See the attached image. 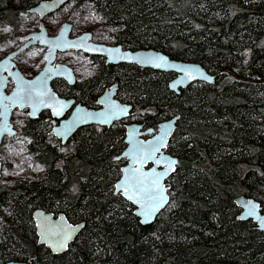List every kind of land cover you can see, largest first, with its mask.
<instances>
[{"label":"trees","instance_id":"trees-1","mask_svg":"<svg viewBox=\"0 0 264 264\" xmlns=\"http://www.w3.org/2000/svg\"><path fill=\"white\" fill-rule=\"evenodd\" d=\"M36 1L0 0V15ZM90 1L119 27L116 44L197 62L214 82L175 94L168 73L109 64L79 87L97 92L114 79L146 124L179 117L167 147L178 160L170 201L149 225L114 189L124 165L121 126L85 129L57 145L41 114L29 119L24 132L43 169L0 184V264H264V232L239 220L234 204L252 197L264 212V0ZM35 209L83 223L65 253L37 244Z\"/></svg>","mask_w":264,"mask_h":264},{"label":"water","instance_id":"water-1","mask_svg":"<svg viewBox=\"0 0 264 264\" xmlns=\"http://www.w3.org/2000/svg\"><path fill=\"white\" fill-rule=\"evenodd\" d=\"M69 0H40L29 9L30 13L36 14L39 19H43L47 15L61 8ZM72 25L65 22L60 27L56 35L50 36L47 34L44 26L40 23L38 32L28 36L32 38L26 45L13 52L6 54L0 60V147L5 136L15 135L13 125L9 119L11 111L16 107L19 109H28L29 119L37 118L41 112L49 111L54 120L59 124L54 126L51 133L65 144L69 138L80 127L87 125H102L110 126L113 122L127 118L132 110L131 104L121 103L115 98L117 84L111 86L98 98L97 103L101 104V108L93 110L86 106L77 104L73 107L70 115L63 119V116L71 109L74 99H65L60 97L55 92L51 83L54 79H64L69 84L75 81V76L72 68L66 64H54L58 52L66 51H82L90 55L104 56L106 63L117 64L120 62L134 64L143 68H151L161 72H171L176 76L169 81L170 90L179 94L180 90L186 89L195 81H204L209 84L214 82V76L208 73L201 64L197 62H187L178 59L170 58L161 51L153 49L130 50L124 49L120 44L105 45L98 42H92V35L88 32L81 33L71 37ZM38 41L39 45L46 48L44 55V67L33 77L26 78L17 68L14 63V58L19 51L25 49L31 44ZM10 78L13 80V88L10 93H6ZM5 107L7 115L4 116ZM59 112V115L54 114ZM178 116L172 117L161 122L157 131L150 128L141 130L142 126L130 124L125 127L124 143L125 148L117 158H124L126 164L121 168V175L115 182V192H120L122 197L134 206V214L139 218L142 225H149L155 221L157 216L166 208L170 201L169 186L167 179L174 171L178 160L164 148H167L169 141L176 129ZM10 130V131H9ZM144 136H147L144 138ZM162 138L164 144L159 148V151L153 152ZM142 149L149 154V158L143 164L134 162L133 156L137 155V150ZM156 161L161 163L157 164ZM175 163L169 167V163ZM148 164L151 166L147 167ZM2 163L0 161V178L2 171ZM133 169H139V173ZM167 170V171H166ZM153 174H163L160 179V186L163 188L165 202L155 212H152L150 219L144 221L145 217L139 213L142 211L140 206L127 199L124 192L129 193L135 190V185L139 181H143V186L151 188ZM118 184H125L126 188H117ZM145 208L143 211H151V207L155 202L143 200ZM234 204L240 209L237 218L241 221L251 220L256 224L259 231L264 232V213L261 211L260 203L254 198L239 195L235 197ZM255 206V214L249 215V206ZM32 221L34 224L37 244L43 245L53 255H60L68 250L69 245L74 242L76 237L83 229V223L70 222L64 213H53L43 209H35L32 212ZM64 233H71L70 239L67 240L66 246L59 247L58 242L62 240ZM4 264H30L27 261H7Z\"/></svg>","mask_w":264,"mask_h":264},{"label":"rangeland","instance_id":"rangeland-1","mask_svg":"<svg viewBox=\"0 0 264 264\" xmlns=\"http://www.w3.org/2000/svg\"><path fill=\"white\" fill-rule=\"evenodd\" d=\"M13 7L16 9L12 16L9 14L3 18L0 15V60L6 54L20 49L31 41L32 38H28V36L39 31L40 23L43 24L50 36L56 35L63 23L67 22L72 25L71 37L88 32L95 42L105 45H116L117 43L115 34L119 27L106 24L90 0H69L61 8L43 19H39L36 14L29 12L31 6L25 10L17 9V6L14 5ZM10 19H13V24L9 22ZM45 50L37 41L35 44L19 51L14 58L17 69L26 78L35 76L44 67L45 59L43 56ZM56 63L66 64L72 68L78 81L83 76L87 75L88 77L91 73H96L101 66L82 56V53L75 51L57 53L54 64ZM13 86L12 82L8 85L6 92L9 93ZM57 87L59 93H68L62 83H57ZM27 113V108L19 109L16 107L11 111L9 121L13 125L15 135L5 136L1 143L0 161L3 167L0 184L12 183L22 174L30 173L29 176L32 177L39 174L38 172L43 169L37 162L35 153L30 149L31 139L29 135L24 132L29 121ZM42 117L44 118V116ZM136 117L137 115H134L132 119L134 120ZM42 123H44V119H42ZM51 141L55 143V141ZM262 213L264 212L262 211Z\"/></svg>","mask_w":264,"mask_h":264},{"label":"flooded vegetation","instance_id":"flooded-vegetation-1","mask_svg":"<svg viewBox=\"0 0 264 264\" xmlns=\"http://www.w3.org/2000/svg\"><path fill=\"white\" fill-rule=\"evenodd\" d=\"M40 1V0H39ZM37 3V2H36ZM33 7V6H32ZM91 41L92 42H95L93 41V39L91 38ZM45 48V47H44ZM124 48V47H123ZM46 49V48H45ZM125 49V48H124ZM75 52H79V53H82V56L84 57H87L88 59H90L91 61H93V63H97V65H101L100 68L98 70H100L102 67L106 66V65H119V64H127L128 63H124V62H120V63H117V64H112V63H106L107 59L104 57V56H98V55H90V54H86L82 51H75ZM45 53H46V50H45ZM44 53V55H45ZM58 53H62V52H58ZM44 57V56H43ZM131 65H134V64H131ZM139 67V66H138ZM17 68V67H16ZM140 68H143V67H140ZM143 69H150L152 71H155V72H161V71H156V70H153L151 68H143ZM97 73V72H96ZM96 73H91L88 77L87 75L86 76H83L81 78L80 81L77 80V78L75 77V81L72 83V84H69L67 81H65L64 79H54L51 83V87L52 89L57 92V94L62 97V98H67V99H74V103L71 107V109L65 114V116H63V119L67 118L70 113L72 112V109L75 105L77 104H81V105H84L86 106L88 109H93V110H96V109H99L101 108V104H98L97 101H98V98L102 95L103 92H105L106 90H109L111 88L112 85L114 84H117V87H116V92H115V98L121 102V103H126V104H130L127 100H125L123 98V94L121 93V87L119 86L118 82L115 81L114 79H112L110 82L106 83L103 85V87L97 91V92H93V89L92 87H89L87 86L86 89L82 88L81 90L79 89L80 86H85L83 85L85 82H87L89 79H92L93 75H95ZM161 73H168L171 75V78L170 80H172L176 75L174 73H171V72H161ZM34 77V76H33ZM32 77V78H33ZM169 80V81H170ZM13 82V80L10 78V82L9 84H11ZM197 82H204V81H195L191 84L194 85L195 83L197 84ZM57 83H62L64 85V87L67 89L68 93L64 92L63 94L62 93H59L58 92V87H57ZM169 83V82H168ZM205 83V82H204ZM8 84V85H9ZM10 87V86H9ZM169 91L171 92H174L172 90H170L169 86L167 85ZM11 88V87H10ZM6 92V91H5ZM7 93V92H6ZM10 93V92H9ZM175 93V92H174ZM8 94V93H7ZM81 94H84L86 96V101H81V98H79V96ZM177 94V93H175ZM132 105V104H131ZM133 105H132V110L130 111L129 113V116L127 118H123V119H120V120H117L115 122H113L110 126H102V125H94V124H91V125H87V126H83V127H80L78 130H76V132L69 138V140L67 142H69L71 139H73V136L76 135L77 133H79L80 131H83L85 129H97V127L99 129H102V128H110V127H114V126H121L123 129H124V134H125V127L127 125H130V124H137V125H140L142 126V129L141 130H147V129H154L155 132L157 131V127L158 125L165 121V120H168V119H164V120H161L159 122H157L155 124L156 127H152L151 125H148L146 124L145 122L142 121L143 119V116L142 115H138L134 120L132 119L134 117L133 115ZM42 113V114H41ZM41 116H44V119H46L47 121V125H45V130H46V134H47V137L50 139V140H53L57 143H60L61 145H66L65 144H62L61 141L59 139H57L52 133V129L54 126L58 125L59 122L54 120L55 122L53 123V119H52V115L49 111H43L41 112ZM28 114V113H27ZM172 118V117H171ZM36 119V118H35ZM176 127H177V124H176ZM147 136H144V138H146ZM169 145V144H168ZM167 145V147H168ZM167 151V148L165 149L164 148V152L166 153ZM170 154V153H169ZM119 156V155H118ZM117 156V157H118ZM117 159H124V158H117ZM126 164V160L124 159V165ZM123 165V166H124ZM151 166V164H148L147 167ZM172 175V174H171ZM170 178V177H169ZM169 178L167 179V182L166 184L168 183L169 181ZM168 186V184H167ZM117 193H120V192H117ZM121 195V193H120ZM122 196V195H121ZM251 221V220H249ZM253 222V221H251ZM254 223V222H253ZM255 224V223H254ZM256 225V224H255Z\"/></svg>","mask_w":264,"mask_h":264},{"label":"snow or ice","instance_id":"snow-or-ice-1","mask_svg":"<svg viewBox=\"0 0 264 264\" xmlns=\"http://www.w3.org/2000/svg\"><path fill=\"white\" fill-rule=\"evenodd\" d=\"M54 114L59 115V112H55ZM3 115L4 116L7 115V108L6 107H5ZM158 140H161V142L156 147L153 148V152L159 151V148L164 146V144L162 142V138H158ZM148 158H149V154L144 152L142 149H138L137 155L133 156L134 162L138 161L141 164H143L145 162V160H147ZM156 163L159 164L161 162L156 161ZM168 163H169V167H171L172 164H174L175 162L171 161ZM133 171L139 173L140 170L139 169H133ZM153 175H154V179L152 180L153 186L151 188L144 187L143 186L144 182L141 180L135 185L134 191L129 193L127 190H125V192H124L127 199L132 200L133 203L138 204L140 206V208L142 209V211L139 213L140 215L145 217L144 221H142V222H147L150 219L152 212H155L165 202V197L163 195V188L160 186V179H161L163 174H153ZM117 188L118 189L126 188V185L125 184H118ZM143 200H150V201L155 202L154 206L151 207V211H148V212L143 211V209L145 208V204H144ZM249 209H250L249 215H254L255 214V206L250 205ZM62 236H63L62 240L58 242V246L61 248L66 246L67 240L70 239V237H71V233H64V234H62Z\"/></svg>","mask_w":264,"mask_h":264},{"label":"bare ground","instance_id":"bare-ground-1","mask_svg":"<svg viewBox=\"0 0 264 264\" xmlns=\"http://www.w3.org/2000/svg\"><path fill=\"white\" fill-rule=\"evenodd\" d=\"M246 197V196H245ZM248 198H250V197H248Z\"/></svg>","mask_w":264,"mask_h":264}]
</instances>
